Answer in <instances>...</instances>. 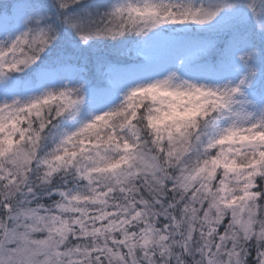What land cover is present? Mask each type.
<instances>
[{
  "label": "snow or ice",
  "instance_id": "snow-or-ice-1",
  "mask_svg": "<svg viewBox=\"0 0 264 264\" xmlns=\"http://www.w3.org/2000/svg\"><path fill=\"white\" fill-rule=\"evenodd\" d=\"M0 264H264V0H0Z\"/></svg>",
  "mask_w": 264,
  "mask_h": 264
}]
</instances>
